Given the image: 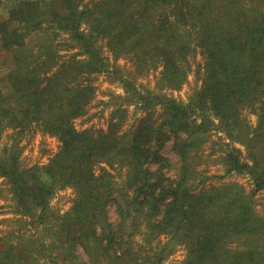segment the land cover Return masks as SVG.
<instances>
[{"label": "trees", "instance_id": "16d2710c", "mask_svg": "<svg viewBox=\"0 0 264 264\" xmlns=\"http://www.w3.org/2000/svg\"><path fill=\"white\" fill-rule=\"evenodd\" d=\"M35 31L54 39L63 32L79 53L61 60L58 45L28 47L25 39ZM105 51L138 65L155 59L173 89L183 85L189 58L198 53L201 86L186 103L159 93L139 95L128 86L132 91L125 93L144 113L134 129L123 130L125 109L117 107L106 129L78 130L73 121L91 102L93 76L108 72ZM0 60L11 62L0 78V134L40 130L59 142L42 168L43 180L36 169L19 167L18 139L1 152L0 177L19 213L44 225L52 241L46 245L32 235L27 243H7L0 264H32L33 255L50 258L48 251L62 244L72 252L79 248L92 264H160L164 250L143 258L140 247L132 249L137 231L146 243L164 235L184 244L187 254L179 264H264V216L252 199L264 192V0H18L0 18ZM245 111L256 117L254 126ZM212 118L246 151L242 159L231 147L218 159L227 172L249 177V194L238 184L197 189L191 183L199 164V152H193ZM172 136L175 178L159 152ZM67 187L75 199L60 216L50 198ZM234 237L242 238L241 249L226 247ZM63 254L50 258L60 259L53 264H64Z\"/></svg>", "mask_w": 264, "mask_h": 264}, {"label": "rangeland", "instance_id": "374dc122", "mask_svg": "<svg viewBox=\"0 0 264 264\" xmlns=\"http://www.w3.org/2000/svg\"><path fill=\"white\" fill-rule=\"evenodd\" d=\"M18 0H1L0 3V18H7L9 8ZM14 23L9 27H16ZM67 34L58 32L57 37L54 39L50 33L43 31H35L29 34L25 42L28 47L37 45H44L52 43L58 45L57 54L61 55V60H66L74 53H79L75 47L68 45L69 40ZM99 44V43H98ZM97 44V45H98ZM108 57V72L99 73L93 76V85L95 92L91 102L86 107L84 115L73 121L74 126L78 130L94 129L104 130L109 123L112 111L117 107L125 109L126 121L123 130H132L135 128L138 120L144 116L133 106L135 101H132L131 95L125 93V90L137 91L139 95H146L147 93H159L168 97L174 98L182 103L188 102V99L194 98L195 91L201 86L200 74L197 75V68L201 64V59L197 53L195 56L189 58L191 68L187 72L186 79L181 87L173 89L167 86L161 75V67L156 64L155 59L145 63L133 64L134 60L129 58H120L115 60L112 56L105 51ZM11 62H3L0 60V78L10 68ZM115 68V70H114ZM112 72V73H109ZM116 74V75H114ZM125 75L130 76L131 83H126ZM125 86V87H124ZM131 87V88H128ZM0 88L5 91V86L0 82ZM157 111H161L157 108ZM159 113V112H158ZM243 116L247 118L251 125H255L256 117L243 112ZM158 114L155 115V119ZM212 124L209 126L207 133L204 135V140L199 146L198 156H195V163H199L196 167L198 174L191 180V183L197 188H206L209 186H232L238 184L243 187L244 192L249 194L253 189V184L247 175L238 174L235 172H227L226 166L219 161L220 156H225L229 148L238 149L241 152L240 158L245 159L246 151L244 147L238 143H232L226 135L218 128V121L212 118ZM18 139L19 145L22 148L19 155V167L24 169H36L37 174L42 179V168L45 167L51 157L57 152L59 147L58 140L50 135L40 132V130H30L26 134L14 136L13 131L10 129L5 130L0 134V155L4 147H10L14 140ZM174 136L159 147V152L170 160V169L167 173L170 178H175L178 168V157L172 150ZM205 141V142H204ZM99 167L107 168L103 164ZM96 168V172L99 170ZM153 169L155 166L152 167ZM114 174L115 172L112 171ZM117 176L114 178L116 179ZM120 182L121 179L117 178ZM116 181V182H117ZM44 183L43 181H41ZM75 199L73 190L71 188L55 189L50 198V206L55 214L62 216L67 212ZM255 211L259 216H264V192L256 191L252 196ZM55 216V215H54ZM110 222H116L117 216L114 207H110L107 213ZM44 225L34 222L32 218L19 213L12 195L9 191L8 184L3 177H0V248L5 244H16L22 240L27 243L32 235L39 237L40 241H44L48 245V241L52 238L49 233L44 232ZM142 231H137L132 240V249L136 251L140 247L141 257L151 258L154 252L160 249L164 250V258L160 264H179L186 257L185 245L180 243L177 239L170 236H160L158 239L152 240L149 243L144 242L143 235H139ZM242 238L234 237L226 245L229 249H241ZM244 239V238H243ZM46 251V250H45ZM44 251V252H45ZM61 251L63 254L62 259L67 258L64 264H74L88 262L92 264L82 251L78 248L73 252L69 249L68 244H62L57 249L49 250L48 256L53 259L54 255ZM69 253V254H68ZM60 254V253H59ZM50 258H45L42 255H33L34 262L32 264H53L54 261L58 263L59 258L54 261ZM50 260V262H49ZM60 264V263H59ZM62 264V263H61Z\"/></svg>", "mask_w": 264, "mask_h": 264}]
</instances>
